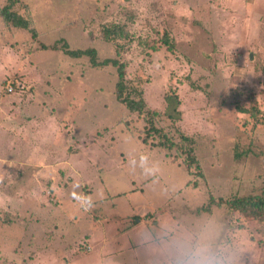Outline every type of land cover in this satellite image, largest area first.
I'll use <instances>...</instances> for the list:
<instances>
[{
  "label": "rangeland",
  "instance_id": "obj_1",
  "mask_svg": "<svg viewBox=\"0 0 264 264\" xmlns=\"http://www.w3.org/2000/svg\"><path fill=\"white\" fill-rule=\"evenodd\" d=\"M16 6L37 36L0 16V264H178L186 245L218 264H264V213L211 201L264 191V0ZM112 23L127 35L106 40ZM61 39L122 61L171 148L117 99L115 66L70 56ZM139 152L156 176L131 168Z\"/></svg>",
  "mask_w": 264,
  "mask_h": 264
},
{
  "label": "trees",
  "instance_id": "obj_2",
  "mask_svg": "<svg viewBox=\"0 0 264 264\" xmlns=\"http://www.w3.org/2000/svg\"><path fill=\"white\" fill-rule=\"evenodd\" d=\"M17 0H8V2L0 7V16L5 24L12 25L18 28H26L32 31L33 37L37 36V31L34 27V20L32 15L30 14L29 10H25L24 13H20L18 9H16ZM113 24V23H112ZM127 30L125 26L119 24H113L110 27L105 28L104 30V37L106 40H117L121 39L126 36ZM61 43V48L70 56L73 57H82L88 56L90 62L94 66H108L113 65L116 67L117 74H118V81L116 84V96L117 99L126 105V107L131 112H147L149 114L148 123L150 125L149 129L152 132H155L162 136V142H159L165 147L171 148V141L169 142L168 136L166 133L161 130L160 128L156 127L153 118L151 117L154 114L153 111L146 109V100L144 98V92L142 89L137 88L136 86L130 87L126 81V69L125 64L117 58L108 57L103 60L98 59L97 50L95 48H86V49H71L69 44L63 40ZM167 45L172 48L170 39L168 36L165 37ZM46 47V45H44ZM53 48L59 47L57 43L53 44ZM170 97L174 98L175 104L179 106V98L175 94L174 95H167V98ZM176 106V107H177ZM177 113L180 114L179 108L176 109ZM185 140L192 142L193 139L187 135L182 136ZM188 157H191L189 160L188 167H191L194 162H196V158L193 155V150H189ZM192 155V156H191ZM190 170V169H189ZM212 203H227L232 208L236 210H240L241 213L244 215H252L253 217H261L262 213H264V191L261 195H247V196H240V195H231L228 198L220 197L218 200H215L211 197Z\"/></svg>",
  "mask_w": 264,
  "mask_h": 264
},
{
  "label": "clouds",
  "instance_id": "obj_3",
  "mask_svg": "<svg viewBox=\"0 0 264 264\" xmlns=\"http://www.w3.org/2000/svg\"><path fill=\"white\" fill-rule=\"evenodd\" d=\"M129 164L133 170L139 168L141 174L148 178L154 177L160 171L158 161L152 160L147 152H139L129 159ZM81 185L74 184L72 198L85 210L90 209L94 202L90 196L75 191ZM178 264H218V258L204 245H186L178 249Z\"/></svg>",
  "mask_w": 264,
  "mask_h": 264
}]
</instances>
